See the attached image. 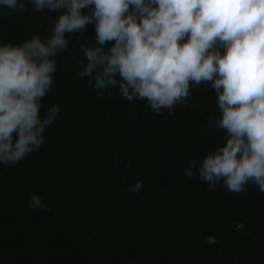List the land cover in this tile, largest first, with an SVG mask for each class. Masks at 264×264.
<instances>
[{
    "label": "trees",
    "instance_id": "trees-1",
    "mask_svg": "<svg viewBox=\"0 0 264 264\" xmlns=\"http://www.w3.org/2000/svg\"><path fill=\"white\" fill-rule=\"evenodd\" d=\"M25 3L0 8V43L51 34L60 12ZM78 35L66 33L69 47L57 53L40 102L41 118L60 106L44 143L16 164H0V264H264L259 186L250 181L234 193L221 181L213 191L184 174L190 160L199 167L226 143L211 82L190 83L185 100L157 114L146 99L126 100L119 83L100 90L79 77L82 46L96 44L95 20ZM138 180L140 192L129 191ZM32 193L47 207L31 208ZM209 236L217 242L208 244Z\"/></svg>",
    "mask_w": 264,
    "mask_h": 264
},
{
    "label": "clouds",
    "instance_id": "clouds-1",
    "mask_svg": "<svg viewBox=\"0 0 264 264\" xmlns=\"http://www.w3.org/2000/svg\"><path fill=\"white\" fill-rule=\"evenodd\" d=\"M34 10L59 11L51 34L18 44L0 43V164H16L44 143L60 112L41 118V100L56 71L57 53L69 47L66 33L84 37L96 22V44L82 46L86 63L77 72L105 90L148 101L157 114L185 100L190 83L211 82L226 143L184 174L215 190L221 181L234 193L253 182L264 192V0H27ZM94 6L90 15L81 10ZM131 6V10L130 9ZM25 0H0V8L23 10ZM63 10V11H61ZM115 43L105 48L108 41ZM138 180L129 191L139 193ZM29 206L47 207L37 193ZM237 230L245 227L235 224ZM214 236L207 237L215 244Z\"/></svg>",
    "mask_w": 264,
    "mask_h": 264
}]
</instances>
